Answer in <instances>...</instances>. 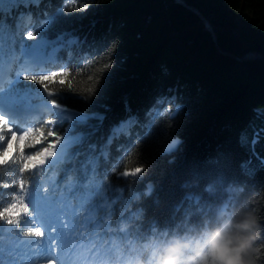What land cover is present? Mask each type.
<instances>
[{
	"label": "trees",
	"instance_id": "trees-1",
	"mask_svg": "<svg viewBox=\"0 0 264 264\" xmlns=\"http://www.w3.org/2000/svg\"><path fill=\"white\" fill-rule=\"evenodd\" d=\"M9 7V0H0V15H8ZM29 11L18 29L9 20L13 27L0 30V50L16 49L21 66L12 68L0 98L47 103L48 116L11 122L17 129L23 124L24 131L42 124L45 131L55 129L56 146L64 143L67 151L46 171L22 177L19 156L1 165L0 208L13 192L21 198L47 194L73 224L75 237L98 246L107 264H237L230 249L209 245L221 230L254 232L251 259L264 264V0H38ZM29 31L35 35L25 40ZM62 32L83 38L82 50L56 41ZM37 41L47 56L43 66L24 69L28 48ZM66 71L50 92L23 79ZM52 99L61 107H52ZM65 104L77 110L91 106L102 119L95 127L79 122L65 131L70 125L62 122L80 116L65 112ZM150 109L158 114L150 117ZM131 117L137 123L115 139L101 175L115 165L106 183L138 189V199L126 210L125 191L107 214L98 215L82 199L78 185L85 177L75 153L87 155L89 142L102 144ZM49 118L57 121L49 126ZM26 139L19 141L22 151ZM174 140L180 143L166 151ZM34 150L27 148L28 154ZM134 167L143 171L123 174ZM20 178L23 192L3 187ZM98 180L94 176L89 184ZM137 210L139 215L129 214ZM20 219L0 220V264H26L16 245L31 234ZM248 220L254 228H241Z\"/></svg>",
	"mask_w": 264,
	"mask_h": 264
},
{
	"label": "snow or ice",
	"instance_id": "snow-or-ice-1",
	"mask_svg": "<svg viewBox=\"0 0 264 264\" xmlns=\"http://www.w3.org/2000/svg\"><path fill=\"white\" fill-rule=\"evenodd\" d=\"M9 4L10 7L8 9V15H0V30H3L4 28L11 29L13 27L12 24H9V20H14L15 27L18 29L20 27L21 22L24 21L25 18L31 17L32 13L29 10L38 5V0H9ZM72 6L75 7L74 4ZM14 10L17 13L15 17L11 15ZM0 12H2V9H0ZM59 12L64 13L63 7L59 9ZM48 24L49 17L45 19L42 27H46ZM34 35V32L29 31L24 37V39L31 40ZM55 40L59 41L65 47L70 45L73 49L79 48L81 50L82 46L86 43L83 38L77 37L72 33L65 32L60 33L55 38ZM68 55L71 56L72 52L69 51ZM57 75L68 76L69 73L66 71L64 73H51L49 75H25L23 76V79L34 81L39 84L43 88V90H45L46 92H50V84L54 81ZM79 98L87 102L84 97ZM50 104L54 108L61 107V105L58 104V101L56 99L50 100ZM90 108L91 106H89V109ZM89 109H69L67 107V104H65V107L63 108L65 112H77L80 114L79 121H77L76 118L71 117V119H65L62 122L64 124L70 125V127L68 129H65V131H71V126L79 122H82V126L85 128L89 127V125L95 127L96 122H99V120H101L102 118L98 115L99 112L92 111ZM150 114L154 116L158 113H153L152 109H150L148 115L150 116ZM0 122H2L3 125L2 127H0V144H2V147H0V157L6 156L8 154L12 138H17L15 151L12 153L10 160L4 161L5 164L16 161V158L19 156L21 159L18 162L21 165L20 173L22 177L23 173H25L26 171H34L37 167H43L44 164L48 162L49 152L55 148L57 142L59 141V134L55 129L45 131L44 125L42 124L39 129H32L30 131H18L14 127V125L9 122L8 118L3 115H0ZM53 123L54 121H47V124L49 126ZM136 123V118L131 117L128 121L122 122L118 127L114 128L112 130V134L109 135L102 144L89 142L87 147L91 149V152L87 153V155L82 152L75 153V158L79 164L80 172L85 177V180L82 183L80 182V184L78 185L80 188L83 189L82 199L85 200L90 206H92L93 210L96 211L98 215L100 211H103L105 214H107L108 205L115 203L121 197H123L125 191H129V188L121 186V184L118 182L112 184L106 183L105 177H107L109 173H113L115 165L110 169L109 172L104 173L103 175H101V171L103 163L108 162L110 159V150L115 139L120 135V133L128 134V129ZM32 132H36L37 135L32 136ZM25 138H27L26 148L22 151L20 149L19 141L20 139ZM137 141H135V144H137ZM179 143L180 141L178 140L172 141L166 151L171 150ZM253 143H255V141H253ZM28 147H32L35 150L31 154H28ZM52 154L54 155L55 153L53 152ZM81 159L82 162H80ZM241 167L247 169V163H242ZM142 171L143 169L141 167H134L131 169H124L123 174L125 176H135L139 175V173ZM97 175H99V180L93 181L91 184H89V181ZM118 179L119 178H117V180ZM123 183L124 185H126L129 183V181L125 180ZM3 187H16L19 189L20 192H23L25 189V181L23 178H20L18 181H12L11 184H4ZM148 187L149 190H151V185H149ZM139 191L140 190L138 189L135 192L129 191L130 198L125 202L126 210L128 203H134L138 199L137 192ZM112 193H116L117 195H111ZM110 195L111 198L109 199ZM180 206H177L175 210H178ZM31 213L32 209L29 208V205L21 199L20 195L16 194V192H13L11 196V202L7 204V206L0 208V220H7L10 223L20 224V217L30 216ZM129 214L132 216H136L140 213L137 210L136 212H130ZM50 231L52 232L51 229ZM52 233L54 234V232ZM42 234H44V231L42 229H39L35 232L36 236H41Z\"/></svg>",
	"mask_w": 264,
	"mask_h": 264
},
{
	"label": "rangeland",
	"instance_id": "rangeland-1",
	"mask_svg": "<svg viewBox=\"0 0 264 264\" xmlns=\"http://www.w3.org/2000/svg\"><path fill=\"white\" fill-rule=\"evenodd\" d=\"M41 44L42 41H37L28 48L30 55L22 61V66H25V69H40L43 66V61L47 56L45 53L41 52ZM15 51L16 49L12 50L11 53H4L0 50V90L9 81V76L13 70L12 68H16L17 65L20 66L18 62L20 59L17 57V51ZM1 95L0 91V96ZM11 104H17V101L0 98V115L7 117L11 124H13L11 119L13 116H16V114L12 112V109H37L36 112H34L35 110H32L30 113L32 115H34L33 113H36L35 117L39 118L43 115L48 116L47 113L51 110L50 106L43 102H26L23 104H17L20 107H14ZM5 105L6 107H3ZM23 113L25 114L27 112ZM49 120L54 122L57 121V119L52 120L49 118L46 120V123ZM2 126V122H0V127ZM17 130L24 131L20 125ZM16 140V137L12 138L8 154L0 157V166L5 164V160L11 159ZM0 147H2V144H0ZM66 151L67 147L64 143L55 146V148L49 152L48 162L45 163L43 167H37L32 172H44L52 165H56L64 158ZM53 152L55 153L54 155L52 154ZM245 163L249 165L250 160H247ZM21 199L29 205L30 209H32L30 216H24V219L26 220V228L31 235H26V237L21 239L16 245L19 255L18 257L22 262L26 264H61L57 261V257L62 254L66 255L70 261L67 263L107 264V261L98 246L75 237L73 224H71L66 214L57 204H55V202H53V199L50 196L47 194H38V192H29L23 195ZM39 229H42L44 234L36 236L35 232ZM56 249L59 251V255L55 253Z\"/></svg>",
	"mask_w": 264,
	"mask_h": 264
},
{
	"label": "clouds",
	"instance_id": "clouds-1",
	"mask_svg": "<svg viewBox=\"0 0 264 264\" xmlns=\"http://www.w3.org/2000/svg\"><path fill=\"white\" fill-rule=\"evenodd\" d=\"M254 225V220H248L240 227L250 230L254 228ZM256 238L254 232H250L248 235L237 236L233 235L229 230H221L212 234L209 238V245L212 248L224 246L230 249L233 256L237 258V264H253L251 252ZM219 264H225V262L221 260Z\"/></svg>",
	"mask_w": 264,
	"mask_h": 264
},
{
	"label": "bare ground",
	"instance_id": "bare-ground-1",
	"mask_svg": "<svg viewBox=\"0 0 264 264\" xmlns=\"http://www.w3.org/2000/svg\"><path fill=\"white\" fill-rule=\"evenodd\" d=\"M14 50V49H13ZM16 52V51H15ZM14 52V53H15ZM63 54V53H62ZM17 63V62H16ZM33 110H35L34 112H36L37 111V109H33ZM39 114V113H38ZM142 132V131H141ZM26 139V138H25ZM125 143V142H124ZM127 144V143H126ZM128 147V146H127ZM3 164V163H2ZM55 248H57V247H55ZM184 249V248H183ZM186 253V252H185ZM62 255V254H61ZM63 257H64V263H62V264H68L67 262H70L69 260H68V258H67V256L66 255H62ZM135 262V261H134Z\"/></svg>",
	"mask_w": 264,
	"mask_h": 264
}]
</instances>
